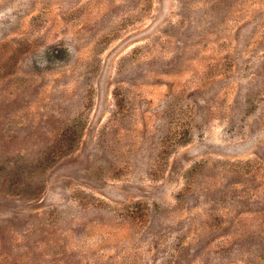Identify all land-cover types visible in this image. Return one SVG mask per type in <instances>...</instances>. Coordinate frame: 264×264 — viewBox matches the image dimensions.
I'll return each instance as SVG.
<instances>
[{"label": "rangeland", "instance_id": "rangeland-1", "mask_svg": "<svg viewBox=\"0 0 264 264\" xmlns=\"http://www.w3.org/2000/svg\"><path fill=\"white\" fill-rule=\"evenodd\" d=\"M9 7L0 264H264V0Z\"/></svg>", "mask_w": 264, "mask_h": 264}, {"label": "clouds", "instance_id": "clouds-1", "mask_svg": "<svg viewBox=\"0 0 264 264\" xmlns=\"http://www.w3.org/2000/svg\"><path fill=\"white\" fill-rule=\"evenodd\" d=\"M13 8L9 7L4 10H0V27H4L3 21L11 20V22H15V16L12 15ZM71 52V49L69 50Z\"/></svg>", "mask_w": 264, "mask_h": 264}]
</instances>
